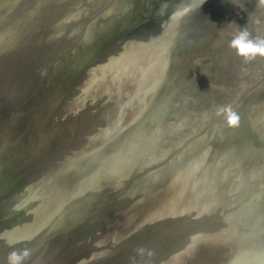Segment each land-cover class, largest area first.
Listing matches in <instances>:
<instances>
[{
  "label": "water",
  "instance_id": "obj_1",
  "mask_svg": "<svg viewBox=\"0 0 264 264\" xmlns=\"http://www.w3.org/2000/svg\"><path fill=\"white\" fill-rule=\"evenodd\" d=\"M163 1L128 0L113 13L115 0H0V202L9 205L30 191L18 189L23 178L19 195L12 191L23 154L38 150L75 90L90 77L96 86L83 90L94 97L108 80L97 72L111 59L106 69L121 72L127 47L157 37L170 48L126 123L119 113L109 126L85 167L91 172L72 171L80 181L49 214V230L34 232L38 252L27 264L62 263L58 254L85 250L95 221L130 213L139 216L132 242L113 252L124 248L126 264H143L141 247L154 253L151 264H264V58L245 63L228 47L230 22L264 38V24L252 23L264 20V0H192L191 9V0ZM102 16L104 26L91 29ZM176 19L185 24L169 33ZM228 105L238 126L219 113ZM3 212L0 227L5 218L14 225ZM41 234L47 245H36ZM15 239L20 249L32 242Z\"/></svg>",
  "mask_w": 264,
  "mask_h": 264
},
{
  "label": "rangeland",
  "instance_id": "obj_2",
  "mask_svg": "<svg viewBox=\"0 0 264 264\" xmlns=\"http://www.w3.org/2000/svg\"><path fill=\"white\" fill-rule=\"evenodd\" d=\"M115 1L116 2H114L112 6L113 13L118 10H121V12L125 11L128 0ZM171 1L172 0H166L165 2H163L165 3V5H167L171 3ZM185 2L186 0L184 1V3ZM192 2L195 1L191 0L187 4L189 8V5ZM103 18L107 20V18L103 16L94 17L91 20V29L98 25L100 27H103V24L105 22L104 20H102ZM79 27L80 26H78V28L76 29H79ZM138 58L140 60L141 55L138 56ZM121 61V64L118 63L117 66L125 65L127 62L126 59H122ZM157 68L154 69L155 75L157 73ZM126 71L127 72L125 73H127V76L122 75V73L118 71L114 72V74L112 75V70L110 71L102 67V69L98 71L97 74L98 76L101 75L107 77V83L109 84L105 83L104 86L100 87L97 90L98 92L96 91L97 93L94 95V97L92 95L91 97L90 95H88L91 92V89H89V93H87L86 88L83 90L84 85L96 86L95 81L89 77V79L83 83L81 89H79L78 87L80 93H78L79 90H75L70 98L69 104H66V106L63 108V112L60 113V116L55 120L49 131L47 130L45 134L42 135L38 142L39 144L36 146V149L38 150H33V153H30L32 154V156L30 157H27V154L25 156L23 154L22 159L24 161L22 162V164L24 163V166H22V169L19 170L21 171V174H19L21 177L17 175L16 179L13 178L11 183L12 185H14L12 187L14 190H30L28 191L29 194H21V198L23 201L21 203L22 208L20 209V211H18L17 205H14L15 201L11 205H9L10 202L8 201L6 203L0 202V207H2L4 204V210L0 209V215H3V211H5L10 214L13 213L15 216L13 218L16 219L17 212H20L23 215L21 223H25L28 221V223L26 224V229H21V232L25 236L24 239H27L26 233L31 234L29 231V226L32 223L34 225L33 229L36 227L34 231H32L33 233H42L49 230L47 228L50 223L48 219L49 214L57 210L60 202L65 197H67V191L68 188H70V185H72V183L74 185V183L80 181L79 178H81V175L78 174L80 172L78 171L74 173L72 171H74L78 166L82 167V169L84 167V170L82 171L83 173L91 172L89 170L87 171L85 167L92 165V155L94 154L95 150L98 149L97 146H101L103 144V141H105L104 134L107 133V131H110L108 130L109 126L117 125L116 120L119 115L118 112L115 113L117 110H114L113 107L121 109L129 102V100L130 103L133 102V99H131L132 95L127 94L128 92H132V89L130 90L128 87H133L135 81L134 78L138 77V73H136L135 70L134 72L133 70H131L129 63L126 66ZM144 78V80H146V78L148 77L145 76ZM121 79L125 80L123 84H125L126 87L120 88L121 91H119L120 89L118 90L119 95H116L117 91L115 88L120 87ZM219 85L224 86L223 82H221ZM122 113L125 115V120H123V122H125L129 119L128 117L132 112H128V114L126 111H123ZM64 168V171L61 170ZM66 169L68 170L66 171ZM86 178L88 179V175L86 176ZM21 179V186L16 189V185L20 184ZM26 184L28 186L31 185V187L25 186ZM6 185L3 188L4 191L6 190V192H10L11 186H7L6 188ZM45 192L48 194L45 195ZM34 193H39V196L42 197V200L37 195V199L36 201H34L33 197L34 195H36ZM24 195H26V197H24ZM8 205L10 207L7 209L6 207ZM5 215L6 217H8L7 213H5ZM13 218L11 219V221L14 220ZM9 221L10 219L5 218V221L1 222L0 231L10 227ZM95 222V226L89 229V238L87 244L84 243V246L81 247L85 250H79L72 253L68 252V254L66 252L58 254V258H56L62 261V263L59 264H126L128 262L127 255L123 254V252L125 251L124 248L116 253L113 252L116 251V249L124 240L128 239V241L125 242L127 244L132 242V239L127 236L132 230L136 228L139 223V216L137 215V213H130L127 217L124 218L116 217L112 222H110V225L108 224L109 222H106V219H101L100 224L98 223V221ZM15 227H17L16 222ZM77 232H79V230H77ZM1 234L2 233H0V235ZM47 235L41 234L37 236L36 245H40L44 242L45 245H47L46 240L47 242L49 240ZM28 236L30 237V235ZM34 237L35 236H33V238ZM33 238H31L32 242H29L28 245L25 244V247L23 248H28L31 250V252H38L36 249L33 250L35 246ZM3 240L4 241L0 239L1 246L11 243V241L7 240L6 238H4ZM148 245H150V248L154 246L153 240H149ZM130 253L131 259L133 261L136 260V253L134 251H131ZM4 264H6V258ZM197 264H200V262H197Z\"/></svg>",
  "mask_w": 264,
  "mask_h": 264
},
{
  "label": "bare ground",
  "instance_id": "obj_3",
  "mask_svg": "<svg viewBox=\"0 0 264 264\" xmlns=\"http://www.w3.org/2000/svg\"><path fill=\"white\" fill-rule=\"evenodd\" d=\"M180 13V12H179ZM181 14V13H180ZM181 17V15L179 16ZM171 25H169L165 30L169 31V33L171 32H178L179 30H181V28L184 26L185 23L181 22L180 20L176 19V20H172V22L170 23ZM165 38V37H164ZM154 39V40H153ZM150 43H146L147 41H141V45L140 46H131V47H127L124 49V51L121 53L122 54V59H126L127 62L125 65H122L124 67L123 71L121 70L122 72V75H126L127 76V72L126 71V66L130 65L131 67V70H135L137 74V78H134L135 81H134V85L133 87H128L130 90L132 89V92H128L127 94L128 95H132V98L133 99V102L130 103V100L129 102L125 105L124 107H122L121 109H117L115 107H113V109L117 110L115 113L118 112V115L119 113L122 111H126L127 113H133L134 110H135V107H136V102L139 101L141 99V97L143 96V93L142 91L144 92L147 88L150 87V85L152 84L153 80H154V77L156 76L154 73H155V70L157 67V69H160V66L165 64L166 60L169 59V56H170V51H169V47L167 46L166 44V40L163 41V43H161V41H158L159 38L157 39V37H154ZM162 40V39H161ZM155 41V42H154ZM168 43V42H167ZM155 45H159L158 47L155 46ZM159 48V49H158ZM167 50L168 52L167 53H161V50ZM141 55V59L139 60L138 56ZM121 57V56H120ZM118 56V58H120ZM127 57V58H126ZM121 59V60H122ZM116 60L117 59H114V60H110L108 62H105L104 63V68H106L107 66L109 65H113V63H116ZM140 61V62H139ZM153 68V69H152ZM153 71V72H151ZM124 72V73H123ZM158 74V73H156ZM98 75V74H97ZM101 76V75H100ZM148 77L146 78V80H144L145 78L144 77ZM122 78V77H121ZM125 82V80H122L120 81V87L119 88H115L116 89V95H119V91H121L120 88H124L126 87L125 84H123ZM131 82V81H130ZM132 83V82H131ZM106 84H109L106 82ZM217 84V83H216ZM224 84V82H223ZM112 85V84H111ZM115 85V84H114ZM214 87V85H212ZM217 89H221V88H227L226 86H223L222 87H219L217 86ZM120 89V90H119ZM214 89V88H213ZM119 90V91H118ZM146 92V91H145ZM125 93H126V90H125ZM135 94V95H134ZM134 95V96H133ZM127 96V95H126ZM121 112V113H122ZM128 113V114H129ZM117 115V116H118ZM7 186H9L7 184ZM6 186V188H7ZM11 189V188H10ZM17 189V187H16ZM14 194L13 195H19V191H16V190H13ZM21 193V192H20ZM21 200V199H20ZM16 201V200H15ZM22 202H19L18 203V207H21ZM17 204V203H16ZM36 205V204H35ZM22 208V207H21ZM19 208V209H21ZM26 215V214H25ZM29 217V216H28ZM14 219V218H13ZM31 219V218H30ZM15 222L17 223V227H15V222H14V226H11L9 227V229H7L9 232L11 231L12 233H9L6 231H4L3 234L0 235V238L2 239V241H4L3 239L6 238L7 240H10L11 243L9 244H4L3 246L0 245V262H3V264L5 263V258L7 257V255L9 254L10 251H12L14 248L16 249V239L15 238H24V234L21 232V229H26V224L28 223L25 222V223H19L18 221V218L16 217V219H14ZM29 220V219H28ZM10 222V221H9ZM31 223V222H30ZM10 224V223H9ZM29 226V224H28ZM30 227V233L31 234H28L26 233V236L30 235L31 238H33L34 236V233L32 231H34V225L33 223L29 226ZM28 231V232H29ZM19 232V233H18ZM29 238V237H27ZM35 238V237H34ZM33 238V239H34ZM31 241V240H29ZM22 243V242H21ZM23 247H25V243L21 246V249H23ZM20 249V248H18ZM33 252V251H32ZM34 255V258L35 256H37V252L35 251L34 253H32ZM98 256V255H97ZM43 257H41L40 261L42 260ZM31 259H32V256H31ZM39 260V259H38ZM35 264V263H34ZM36 264H38V261L36 262Z\"/></svg>",
  "mask_w": 264,
  "mask_h": 264
},
{
  "label": "clouds",
  "instance_id": "obj_4",
  "mask_svg": "<svg viewBox=\"0 0 264 264\" xmlns=\"http://www.w3.org/2000/svg\"><path fill=\"white\" fill-rule=\"evenodd\" d=\"M254 25L264 24V20L259 17L253 18ZM230 25H235L231 38L228 40V47L235 56L239 57L243 62L248 63L257 58H264V38L254 37L248 27L238 26L234 22ZM219 113H223L227 126H238L240 117L230 105L219 109ZM137 254L143 259V264H151V257L154 253L151 250L143 247L137 249ZM32 256V252L28 248L13 249L6 257V264H27ZM3 264V262H0Z\"/></svg>",
  "mask_w": 264,
  "mask_h": 264
}]
</instances>
